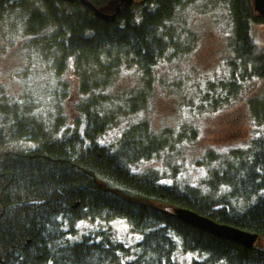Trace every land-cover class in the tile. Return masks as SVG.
Returning <instances> with one entry per match:
<instances>
[{"label":"trees","instance_id":"obj_1","mask_svg":"<svg viewBox=\"0 0 264 264\" xmlns=\"http://www.w3.org/2000/svg\"><path fill=\"white\" fill-rule=\"evenodd\" d=\"M112 1L0 0V21L23 13L35 46L59 56L61 68L74 59L83 118L81 129L53 138L26 106L2 113L0 264H176L179 250L199 254L193 264H264V250L216 238L174 214L175 208L189 209L258 239L264 236V132L248 152H233L211 172L205 189L138 171L165 145L145 121L109 136L123 115H136L145 104V98L134 96L123 109L109 111L116 100L104 89L113 71L135 67L149 79L147 72L174 46L168 25L184 2L141 0L106 12L107 18L97 16L96 10H109ZM227 3L234 60L230 80L220 86L225 100L232 101L246 83L264 81V50L251 36L252 23L264 25V16L254 10L253 0ZM91 63L96 69L90 72ZM207 100L222 99L211 92ZM116 219L142 235L133 247L117 241L110 228L79 231L83 221Z\"/></svg>","mask_w":264,"mask_h":264},{"label":"rangeland","instance_id":"obj_2","mask_svg":"<svg viewBox=\"0 0 264 264\" xmlns=\"http://www.w3.org/2000/svg\"><path fill=\"white\" fill-rule=\"evenodd\" d=\"M135 1L141 0L122 5L113 0L109 10L101 11L118 12ZM22 14L0 21V122L4 120L2 113L11 115L16 105L26 106L53 138H60L83 126L80 74L74 59L61 68L59 56L35 46ZM168 26L174 46L147 72L149 79L142 70L121 65L107 82L104 90L116 100L109 111L121 109L134 96L145 98L144 109L133 116L123 115L109 136L113 138L145 121L149 133L164 140L165 145L138 171L151 170L183 188L205 189L211 172L227 162L233 152H248L264 132V81L246 83L238 97L228 100L230 103L224 98L220 85L230 80L229 66L234 60L227 0H184ZM251 36L264 50V25L253 22ZM89 66L90 72L96 69L94 64ZM211 92L222 100L209 102ZM253 102L261 117L255 116ZM32 146L22 145L26 149ZM96 228H110L114 238L129 248L142 236L120 219L109 223L87 220L79 225L82 233ZM255 248L264 250V236L259 237ZM197 256L179 250L176 264H193Z\"/></svg>","mask_w":264,"mask_h":264},{"label":"water","instance_id":"obj_3","mask_svg":"<svg viewBox=\"0 0 264 264\" xmlns=\"http://www.w3.org/2000/svg\"><path fill=\"white\" fill-rule=\"evenodd\" d=\"M70 1V0H66ZM123 3L132 2V0H119ZM254 9L260 15L264 16V0H254ZM97 16L107 18L104 13L96 10ZM174 214L183 223L205 231L206 233L219 238L240 244L246 248L252 249L258 240V235L242 231L229 225L216 223L209 218L203 217L198 213L184 208H175Z\"/></svg>","mask_w":264,"mask_h":264},{"label":"bare ground","instance_id":"obj_4","mask_svg":"<svg viewBox=\"0 0 264 264\" xmlns=\"http://www.w3.org/2000/svg\"><path fill=\"white\" fill-rule=\"evenodd\" d=\"M257 241H258V240H257ZM257 241H256V242H257ZM255 244H256V243H255ZM255 244H254V246H255ZM253 248H254V247H253Z\"/></svg>","mask_w":264,"mask_h":264}]
</instances>
